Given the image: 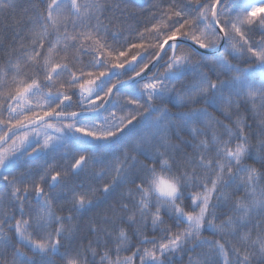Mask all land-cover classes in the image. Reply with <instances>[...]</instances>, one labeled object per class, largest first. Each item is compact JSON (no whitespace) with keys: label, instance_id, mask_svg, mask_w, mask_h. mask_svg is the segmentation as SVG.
<instances>
[{"label":"snow or ice","instance_id":"snow-or-ice-1","mask_svg":"<svg viewBox=\"0 0 264 264\" xmlns=\"http://www.w3.org/2000/svg\"><path fill=\"white\" fill-rule=\"evenodd\" d=\"M0 264H264V0H0Z\"/></svg>","mask_w":264,"mask_h":264}]
</instances>
